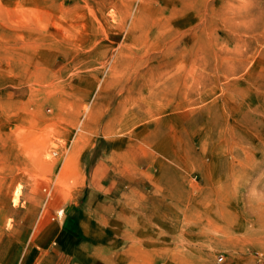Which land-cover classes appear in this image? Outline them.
<instances>
[{"label": "rangeland", "instance_id": "rangeland-1", "mask_svg": "<svg viewBox=\"0 0 264 264\" xmlns=\"http://www.w3.org/2000/svg\"><path fill=\"white\" fill-rule=\"evenodd\" d=\"M79 193L131 264H264V0H0V264Z\"/></svg>", "mask_w": 264, "mask_h": 264}, {"label": "crops", "instance_id": "crops-1", "mask_svg": "<svg viewBox=\"0 0 264 264\" xmlns=\"http://www.w3.org/2000/svg\"><path fill=\"white\" fill-rule=\"evenodd\" d=\"M165 188L166 198L172 197L167 184ZM92 197L79 193L57 198L50 211L38 220L18 264H131L127 253L142 251L141 227L134 233L127 232L124 226L120 229L127 206L120 198L119 229L113 227L116 221L111 225L101 213L105 207H93ZM139 216L137 213L134 220L138 221ZM131 236H134L133 244L127 241Z\"/></svg>", "mask_w": 264, "mask_h": 264}, {"label": "bare ground", "instance_id": "bare-ground-1", "mask_svg": "<svg viewBox=\"0 0 264 264\" xmlns=\"http://www.w3.org/2000/svg\"><path fill=\"white\" fill-rule=\"evenodd\" d=\"M42 82H43V81H42ZM39 90H41V89H39ZM30 91H31V90H30ZM37 91H38V90H37ZM63 91H64V90H63ZM66 91H67V90H66ZM42 92H44V91L42 90ZM31 93H32V92H31ZM116 171H117V170H116ZM116 171H115V172H116ZM19 195H20V194H19ZM18 199H19V196H18V193H17V196H16L15 201H14L15 204H17V203L19 202ZM188 211H189V210H188ZM223 211H224V210H223ZM228 211H229V210H228ZM223 217H225V216L223 215ZM224 220H225V219H224ZM227 220H228V219H227ZM233 220H234V219H233ZM207 221H208V220H207ZM216 222H217V221H216ZM216 222L214 221L213 223L216 224ZM234 222H235V221H234ZM209 223H210V222H209ZM209 223H208V224H209ZM218 223H219V222H218ZM228 223H229V222H228ZM236 223H237V222H236ZM215 224H214V225H215ZM219 225H220V223H219ZM233 225H234V224H233ZM233 225H232V226H233ZM209 226H212V224H211V225L209 224ZM222 226H223V224H222ZM213 227H214V226H213ZM211 228H212V227H211ZM214 228H215V227H214ZM209 229H210V228H209ZM219 229H220V228H219ZM219 229H218V227L215 228L216 232H221ZM222 229H223V228L221 227V230H222ZM227 229L229 230V228H227ZM203 230H204V229H203ZM204 231H205V230H204ZM211 231H212V230H211ZM223 231H224V230H223ZM223 231H222V232H223ZM200 232H201V230H200ZM207 232H208V231H207ZM216 232H215V233H216ZM204 233H206V232H204ZM204 233H202V234H204ZM211 233H213V232H211ZM208 234H209V232H208ZM220 234H221V233H220ZM220 234H219V235H220ZM222 234H223L224 236H228V235H229V233H222ZM222 234H221V235H222ZM231 234H232V232H231ZM204 235H206V234H204ZM219 235H218V236H219ZM210 236H211V234L209 235V237H210ZM222 237H223V236H222ZM222 237H221V238H222ZM215 239H216V238H215ZM252 239H253V238H252ZM222 240H223V239H222ZM238 240H239V239H238ZM188 241H189V240H188ZM208 241H209V239H208ZM228 241H229V240H228ZM230 241H231V240H230ZM240 241H241V240H239V242H240ZM254 241H255V240H254ZM231 242H233V241H231ZM191 243H192V242H191ZM236 244H237V243H236ZM241 244H242V243H241ZM175 260H176V258H175ZM173 261H174V257H173ZM177 262H178V261H177Z\"/></svg>", "mask_w": 264, "mask_h": 264}]
</instances>
